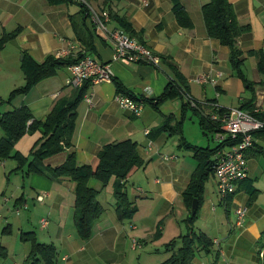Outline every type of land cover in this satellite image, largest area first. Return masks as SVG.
Wrapping results in <instances>:
<instances>
[{
  "label": "crops",
  "instance_id": "crops-1",
  "mask_svg": "<svg viewBox=\"0 0 264 264\" xmlns=\"http://www.w3.org/2000/svg\"><path fill=\"white\" fill-rule=\"evenodd\" d=\"M88 1L97 10L124 16L132 35L159 55V65L115 61L108 35L92 23L85 6L77 0H0V115L26 105L34 118L44 119L59 100L75 93V88L67 84V65L7 101L14 89L26 84L22 69L26 53L42 62L69 44L74 48L61 59L83 50L85 45L74 23L77 27L85 23L88 30L83 40L94 51L87 55L109 62L113 73L111 81L93 84L86 92L77 107L71 145L46 158L42 173L25 175L17 169L19 163L13 156L0 160V210L10 202L15 211L20 210L18 215L26 213L19 219L21 226L16 232L8 217L0 215V234L12 237L0 242L7 252L0 257V264L29 262L35 249L33 240L56 248L55 264L165 263L172 256L167 244L188 232L185 219L190 207L185 192L200 166L196 149H212L220 144L215 135L203 131L197 111L191 109L192 105L186 107L183 93L163 97L169 84L172 82L180 92V88L185 89L205 106V111L213 105L250 111L246 105L254 97L256 104L264 101L263 76L258 70L259 54L264 53V0H229L239 24L248 28L240 36L239 46L243 72L254 83L252 88L234 71L230 47L207 33L202 7L210 0H177L185 11L182 21L173 9L175 0ZM115 27L122 28L110 16L109 28ZM203 74L214 76L215 83L200 81ZM116 81L126 93L144 100L141 115L119 106ZM87 97L92 98L91 102ZM6 135L0 127V140ZM40 138V131L26 133L16 142L13 154L30 156ZM126 140L137 144L143 162L133 167L125 180L127 196L136 212L130 219L118 218L115 179L104 184L91 178L89 185L98 191L104 212L94 222L91 237L83 239L74 220L75 185L67 176L55 177L49 168L63 164L67 155L74 153L78 163L95 169L106 145ZM149 142L152 149L147 151ZM171 154L175 158L164 159ZM216 155H210L211 162ZM247 156L248 176L237 183L228 201L219 195L213 172L208 174L195 227L213 243L210 249L200 250L192 264L262 263L259 252L264 249L260 238L264 231V131L254 134V145ZM38 194H45L44 201L37 200ZM238 206L248 207L241 226L236 223ZM43 218L48 221L46 226L41 224ZM25 232L33 236L24 240ZM38 263L45 261L40 257Z\"/></svg>",
  "mask_w": 264,
  "mask_h": 264
},
{
  "label": "trees",
  "instance_id": "trees-1",
  "mask_svg": "<svg viewBox=\"0 0 264 264\" xmlns=\"http://www.w3.org/2000/svg\"><path fill=\"white\" fill-rule=\"evenodd\" d=\"M48 1L50 3H60L68 0ZM173 9L177 18L182 21V14H185L184 7L175 0ZM202 13L208 35L219 39L221 43L230 47V62L234 71L237 76L242 78L252 88L254 83L248 80L243 72L242 50L239 46V38L248 28L239 24L234 7L229 0H210L203 5ZM110 16L127 33L133 34V30L124 16L115 13H110ZM73 26L85 48L82 47L83 50L79 51L75 56L70 55L62 59L61 57L48 55L42 62L35 60L26 53L22 62L26 84L14 89L7 101L11 102L17 95L28 92L41 79L54 75L59 67L67 65L69 67L84 58L88 52L94 51V47L83 40V37L88 33L85 23L79 27L74 23ZM258 70L263 76L262 83L264 86V53L262 52L259 54ZM116 84L119 93L129 94L126 93L119 82L116 81ZM171 84L172 82L169 84L168 90L164 93L163 97L169 96L172 93L181 96L180 90ZM92 85L90 79L85 80L81 86L75 88V93L71 97L59 100L44 119L34 118L32 111L26 105L1 114L0 127L7 135L0 140V160L13 156L19 163L17 169L25 172V175L42 173L46 158L66 150L67 146L71 145L77 107ZM131 96L134 97L133 95ZM254 101L255 97L246 105L249 110L251 109V112L255 108L256 103ZM141 102L144 103V100L142 99ZM185 105L186 107L191 106L189 103ZM204 107L198 103V107H191V109L197 111L203 131L206 134L214 135L220 128V124L209 117L214 111L215 105H213L210 111H205ZM241 109L244 110V107H241ZM255 115L264 117L262 114ZM36 131L41 132V138L35 143L30 156L25 157L18 152L13 154L16 142L26 133H34ZM232 142H219V146L212 149H196V155L200 156L201 160L200 166L193 173L191 182L185 192V198L190 207V213L185 219L188 232L167 244V249L172 251V256L163 264H192L193 259L200 250L211 248L212 240L198 232L195 224L198 219L199 206L202 200L203 189L209 176L208 174L213 172L215 175V159L211 162L209 157L214 153L217 154L218 151ZM208 159L209 163H207ZM142 163L137 144L126 140L106 145L99 154V164L95 169L89 165L78 163L74 153H69L63 164L49 168L55 177L67 176L75 185L76 211L74 220L80 237L83 239L91 237L94 222L104 212V207L97 198L98 191L89 185V180L95 178L107 184L114 178L116 181L114 197L116 199L117 216L121 220L130 219L135 214L136 208L131 204L127 196L125 180L132 168L142 165ZM231 198L232 196L227 201ZM194 199L198 200V206L195 213H192ZM27 236H33V234L26 232L22 234L24 240H26ZM260 238L264 240V231ZM33 239L35 238L33 237ZM33 242L35 249L29 262H26V264H39L40 257L44 259L45 264H55L57 258L56 248L53 245L37 243L35 240ZM177 246L178 248L175 249ZM6 255V250L0 246V257ZM39 255L40 257H37Z\"/></svg>",
  "mask_w": 264,
  "mask_h": 264
},
{
  "label": "built area",
  "instance_id": "built-area-1",
  "mask_svg": "<svg viewBox=\"0 0 264 264\" xmlns=\"http://www.w3.org/2000/svg\"><path fill=\"white\" fill-rule=\"evenodd\" d=\"M85 6L94 25L104 31L111 43L113 44L114 60L125 64H150L158 66L160 57L146 43L140 41L137 37L130 35L124 29L115 27L109 28L110 14L107 10H97L88 0H77ZM74 48L72 44L62 49L56 54L57 57H64L70 54ZM70 76L67 84L73 88L81 86V84L90 79L92 84L111 81L113 73L109 62L100 61L90 55H86L80 61L69 66ZM219 75V74H217ZM200 81H211L215 83L216 79L210 74H203L199 77ZM181 89L186 103L198 107V102L194 100L185 89ZM91 102L92 98L87 97ZM116 101L120 107L129 109L135 115H141L144 103L135 99L129 94L118 93ZM255 114L264 116V101L255 105L253 112L245 111L241 108H224L215 105L214 111L209 115L210 119L219 123L220 128L215 133V138L221 142L232 143L226 145L222 150L218 151L214 171L217 179L218 192L224 201L233 196L236 191L237 183L244 180L248 176V156L247 151L254 145V134L264 130V117H258ZM149 133V130H146ZM152 149V142H149L147 151ZM175 155H165L164 159H173ZM45 194H38L37 200L44 201ZM19 209L16 212L19 213ZM237 215L236 223L241 226L248 212V207L238 206L235 210ZM47 219L41 220L42 226L47 225ZM215 243L218 240H214ZM138 244L137 239H133V245ZM262 263L264 264V249L259 252ZM210 264V263H201ZM224 264H229L227 261Z\"/></svg>",
  "mask_w": 264,
  "mask_h": 264
},
{
  "label": "rangeland",
  "instance_id": "rangeland-1",
  "mask_svg": "<svg viewBox=\"0 0 264 264\" xmlns=\"http://www.w3.org/2000/svg\"><path fill=\"white\" fill-rule=\"evenodd\" d=\"M59 51H60V50H59ZM59 51H57L56 54H58ZM56 54H55V55H56ZM215 143H216V142H213V141H212V144H215ZM0 168H1V167H0ZM14 176H15V175H13V177H12V181L15 182V180H14ZM211 180H213L212 177H211ZM6 205H7V206H6L5 209L0 210V215L3 216V217H8L9 222H10V223L12 224V226H13V230H14V232H16L17 229L21 226V225H20V222H19V219L21 218V216H24L26 213H25L24 211L21 210V211H22L21 215H18V214L16 213V211H15L13 205H12L10 202L6 203ZM0 209H1V208H0ZM0 220H1V217H0ZM7 238H8V237H6L5 235L0 234V242L4 241V240L7 239ZM8 239L12 240V237H11V238H8Z\"/></svg>",
  "mask_w": 264,
  "mask_h": 264
},
{
  "label": "water",
  "instance_id": "water-1",
  "mask_svg": "<svg viewBox=\"0 0 264 264\" xmlns=\"http://www.w3.org/2000/svg\"><path fill=\"white\" fill-rule=\"evenodd\" d=\"M197 204H198V200L194 199L192 203V213H195Z\"/></svg>",
  "mask_w": 264,
  "mask_h": 264
}]
</instances>
